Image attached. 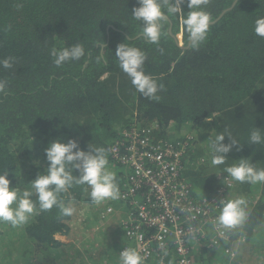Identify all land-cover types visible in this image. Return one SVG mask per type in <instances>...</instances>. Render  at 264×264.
I'll use <instances>...</instances> for the list:
<instances>
[{
	"label": "trees",
	"instance_id": "obj_1",
	"mask_svg": "<svg viewBox=\"0 0 264 264\" xmlns=\"http://www.w3.org/2000/svg\"><path fill=\"white\" fill-rule=\"evenodd\" d=\"M134 7L137 0H0V60L15 58L12 68L0 66L6 84L0 92V174L8 173L10 187L21 193L38 174H47L44 149L59 138L74 139L83 150L106 149L121 193L126 178L110 149L132 124H158L157 135L166 138L179 126L180 140L193 137L183 175L195 198L213 195L224 169L241 158L264 168V146L249 143L255 128L264 134V38L254 32L256 19L264 17V0H209L204 10L214 23L198 51L175 15L164 22L158 44L147 42L142 22L132 17ZM182 10L190 11L187 3ZM77 43L85 55L55 66L51 50ZM121 43L146 54L145 73L164 86L159 101L137 92L119 67L115 50ZM228 133L242 148L234 147L224 164L214 166L211 143ZM223 143L230 141L225 137ZM232 181L233 195L247 200L249 215L231 234L246 235L251 246L264 237V183ZM90 192L86 184L73 185L59 199L65 207L70 201L93 202ZM32 199L36 210L24 230L28 242L37 263L57 264L61 243L53 235H65L71 218L56 206L40 211L35 194ZM115 205L127 215L122 203ZM205 242L194 252L197 264H233ZM122 248L116 244L119 253ZM260 249L264 257V239ZM172 252H161L160 262L175 264Z\"/></svg>",
	"mask_w": 264,
	"mask_h": 264
},
{
	"label": "clouds",
	"instance_id": "obj_2",
	"mask_svg": "<svg viewBox=\"0 0 264 264\" xmlns=\"http://www.w3.org/2000/svg\"><path fill=\"white\" fill-rule=\"evenodd\" d=\"M208 2L209 0H137L139 7L132 9V17L142 22V33L146 41L158 44L162 36L161 30L164 22L168 21L169 16H179L188 33L190 47L198 51L201 44L207 39L211 24L214 23L211 14L204 10V6ZM185 3L190 9L186 14L182 10V5ZM164 7L167 8V15L163 11ZM254 32L257 36L264 38V17L256 19ZM50 55L53 57L54 65L60 67L66 62L80 60L85 55V50L83 44L77 43L59 50L53 48ZM115 55L119 61V67L128 75L136 91L147 99L159 101L160 97L157 93L162 91L164 86L145 73L146 54L139 48L121 43L117 45ZM14 62L15 58L8 57L0 60V66L6 69L12 68ZM5 88V82L0 81V92ZM187 137L193 139L191 135ZM225 137L229 139L230 143H223ZM179 138L176 140H180ZM249 143L264 146V134L261 129L255 128L251 131ZM234 147L237 151L242 148L230 133L217 135L211 143L214 152L212 164L214 166L224 164ZM44 154L48 164L47 174H38L29 183L31 190H24L20 193L16 187H10L11 181L8 179L7 172L0 174V222L10 223L14 228L27 223L29 217L36 210V202L32 199L34 194L37 197L40 211H49L56 206L65 216H71L75 211L74 207H65L59 197L73 185L86 184L90 186V197L96 203L106 199L117 200L120 198L116 174L108 170L107 167L109 161L106 149L93 148L88 145L87 150H83L74 139H68L65 143L58 138L49 143L44 149ZM224 171L227 173L224 175L241 183H264V168H256L248 159L241 158L238 163L225 168ZM74 172H78L79 175H74ZM233 193L232 191L233 199L220 200L221 210L216 220V226L229 230L230 234L231 229L242 226L249 215L247 200L243 197L236 198ZM108 211L111 212V208ZM53 238L62 239L59 234H54ZM240 238H245V242H239ZM247 245L249 244L246 235L232 237L231 234L230 243H222L215 248L225 253L226 247L230 246L237 251L236 260L230 259V262L234 264L240 259L241 252ZM243 256L244 254L241 256L242 264ZM119 258L120 264H144V257L133 248L121 251ZM161 264H163V260H161Z\"/></svg>",
	"mask_w": 264,
	"mask_h": 264
},
{
	"label": "built area",
	"instance_id": "obj_3",
	"mask_svg": "<svg viewBox=\"0 0 264 264\" xmlns=\"http://www.w3.org/2000/svg\"><path fill=\"white\" fill-rule=\"evenodd\" d=\"M157 127L132 124L120 131L110 155L124 170V189L119 199L104 207L99 220L103 224L115 217L112 203H122L127 215L122 216L120 225L132 246L127 244L121 251L133 248L144 257V264H161V252L172 249L176 264H197L194 252L201 240L214 248L231 242L230 231L217 227L216 220L220 200L233 199L234 184L230 176L222 175L213 195L195 198L183 175L192 138L172 141L169 135L159 137ZM101 229L100 224L92 228L96 232ZM238 241L245 242V238ZM225 253L236 260L237 251L230 246Z\"/></svg>",
	"mask_w": 264,
	"mask_h": 264
},
{
	"label": "rangeland",
	"instance_id": "obj_4",
	"mask_svg": "<svg viewBox=\"0 0 264 264\" xmlns=\"http://www.w3.org/2000/svg\"><path fill=\"white\" fill-rule=\"evenodd\" d=\"M183 130L184 129H182L179 126H177V127L173 126V128H170V130H169L170 139L176 140L177 138H179L182 135ZM107 167H108V170H111V167L109 165ZM24 190H31V186L25 185L22 192ZM233 194H235V193H233ZM109 201H111V199H106L100 203H96L94 201L92 202L90 200H88V201H86V200L70 201L68 203L67 206L74 207V209H75L74 213L69 217V220L71 218L70 224L68 221L69 231L67 234V240L69 241V243L73 244L75 241V239L73 237H71V233L76 232V231H78V232L82 231L86 227V225L90 223V218L93 217L94 215L99 217V214L104 209V207L106 205L110 204ZM13 206H15V205H13ZM112 206L116 210L115 214L113 215V216H115L114 219H116V220L113 219V221H112L113 225H116L117 229H120V228H118V226H119V223H121V219L123 218L122 217L123 214H122V212L120 214L118 213L117 205L112 203ZM123 209L125 212H127V208L123 207ZM32 218H33V215H31L29 217V220L27 223H25L21 226L15 227V228L12 227L10 223L0 222V232H1V235H3L2 237H0V264H6V261H5L6 257H14L15 259H16V257H22L23 260L21 259L20 261H18V264H42L41 262L37 263V257L33 258L31 256L33 251H32V248H31L29 242H28L27 235L24 231L25 227L32 221ZM80 224H82V225H80ZM108 229H111V225L109 227H104V231L107 234H109ZM18 233H19V235H17ZM263 239H264V237L261 238L257 243H255L251 246H249V245L245 246L244 251L241 252L240 259L237 260L236 262H234V264H242L241 256L243 254H244L243 264H264V257L260 253V251H261L260 245H261ZM85 242L88 244L87 240H85ZM122 242H124V241L122 240ZM126 243L131 245L128 241ZM116 244H119V243H116ZM62 245L63 244L61 243V247H62ZM106 245H109V244L106 243ZM10 252H15V253L9 255ZM90 252H92V251L87 250L86 254H88ZM114 254L116 257H113V258H117L116 252H114ZM172 254H173V257L175 260L176 259L175 252L173 251ZM52 255L54 257L57 256V251L55 250L52 253ZM202 257H205L206 259H208V256L202 255ZM38 260L43 261L44 259L42 256L41 257L38 256ZM60 261L63 262L61 259H60ZM175 264H176V262H175Z\"/></svg>",
	"mask_w": 264,
	"mask_h": 264
},
{
	"label": "crops",
	"instance_id": "obj_5",
	"mask_svg": "<svg viewBox=\"0 0 264 264\" xmlns=\"http://www.w3.org/2000/svg\"><path fill=\"white\" fill-rule=\"evenodd\" d=\"M113 219L114 217L102 224L97 216L94 215L90 218V223L87 224L82 231L71 233V237L75 239L73 244L69 243L67 235H60L62 239L59 241L63 245L59 253L60 258H58L59 262L57 264H120L119 251L116 250V243H120V245L125 247L128 246L126 242L129 240L125 235L123 227L120 226V223L118 226L120 229H117L116 225H113ZM98 224L102 225L101 231H93L92 228ZM110 225L111 229H108L109 234H107L104 231V227H109ZM17 235H19V233ZM85 240L88 241V244ZM122 240L124 242H122ZM106 243L109 245H106ZM87 250H91L92 252L86 254ZM114 250L117 254V258H113L116 257ZM14 253L15 252H10L9 255ZM34 254L32 252L31 256L33 258L37 257ZM21 259L23 260L22 257H16V259L14 257H6L5 261L6 264H18V261ZM60 259L63 262H61ZM10 260H12L13 263Z\"/></svg>",
	"mask_w": 264,
	"mask_h": 264
},
{
	"label": "flooded vegetation",
	"instance_id": "obj_6",
	"mask_svg": "<svg viewBox=\"0 0 264 264\" xmlns=\"http://www.w3.org/2000/svg\"><path fill=\"white\" fill-rule=\"evenodd\" d=\"M97 218L99 219V217H97ZM94 240H96V239H94ZM94 240H93V241H94Z\"/></svg>",
	"mask_w": 264,
	"mask_h": 264
},
{
	"label": "water",
	"instance_id": "obj_7",
	"mask_svg": "<svg viewBox=\"0 0 264 264\" xmlns=\"http://www.w3.org/2000/svg\"><path fill=\"white\" fill-rule=\"evenodd\" d=\"M223 14H224V13H222V15H223ZM222 15H221V16H222ZM179 38H180V37H179Z\"/></svg>",
	"mask_w": 264,
	"mask_h": 264
},
{
	"label": "bare ground",
	"instance_id": "obj_8",
	"mask_svg": "<svg viewBox=\"0 0 264 264\" xmlns=\"http://www.w3.org/2000/svg\"><path fill=\"white\" fill-rule=\"evenodd\" d=\"M168 261H170V260H168ZM169 263V262H168Z\"/></svg>",
	"mask_w": 264,
	"mask_h": 264
}]
</instances>
